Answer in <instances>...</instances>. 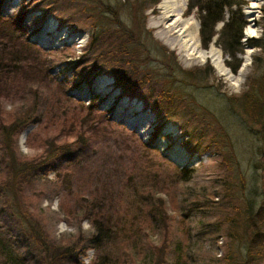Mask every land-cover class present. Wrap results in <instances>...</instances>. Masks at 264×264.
Masks as SVG:
<instances>
[{
	"label": "rangeland",
	"instance_id": "obj_1",
	"mask_svg": "<svg viewBox=\"0 0 264 264\" xmlns=\"http://www.w3.org/2000/svg\"><path fill=\"white\" fill-rule=\"evenodd\" d=\"M161 1L164 0L135 16L139 23H144L136 26L142 31L141 41L146 42L151 35L170 53L163 61L168 72L158 81L154 76L161 75L164 69L149 58L144 67L153 77L143 87H152L156 93L165 90L177 102L184 97L188 106L185 117L179 120L161 118L146 105L140 91L132 96L125 94L110 72L98 73L91 81H84L76 69L67 68L66 62L81 61L79 57L88 49L95 22L87 8L95 1L89 4L83 0H58L55 13L45 15L36 9L33 0H0V25L2 20L22 17L19 34L11 33L8 24L2 23L1 33L5 35H0V44L7 45L6 50L13 48L22 58L37 57L44 71V78L39 81L31 80L29 72L28 80L22 81L19 64L11 66L19 74L13 71L0 79V158L7 146L2 129L13 121V112L19 113L23 121L26 116L28 119L16 139L25 159L38 160L55 151V147L70 145L68 153L52 154L45 171L35 174L21 190V196L24 194L26 198L23 207L34 214L49 237L59 239L93 232L82 212L88 206L110 213L129 211L131 214L137 209V203L132 201L133 192L139 191V176L135 172L132 179L126 178L125 172L134 156L128 149L135 152L138 148L139 153L148 149L166 176L167 192L161 187L156 190L165 201L167 217L172 219L170 224L176 235L173 242L179 238L184 248L189 245L188 253L196 264L209 263L210 259H221L226 254L239 262L244 254L241 237L246 207L257 196L259 202H264V148L259 144L257 131L248 128L234 113L227 97L248 91V86H255L264 71V0H241L238 8L244 27L242 52L237 58L241 65L247 63L242 79L237 76L239 70L233 73L226 66L228 59L215 45L216 37L203 48L198 16L195 10H187V0H169L182 4L183 11L172 15L166 25L178 20L175 29L187 43L182 52L171 46L160 28L155 27ZM128 2L115 11L119 20L130 26L135 14L131 10L134 0ZM189 24L198 25L192 38L182 34ZM221 27L219 23L216 30ZM247 33L252 36L248 37ZM23 39L34 49L26 53ZM252 40L261 41L263 48L249 47ZM94 47L106 51L109 45L101 38ZM146 57L141 53L136 58L140 64ZM172 57L181 72H171ZM88 105L97 110L89 120H84L88 119V111L81 107ZM182 105L186 107L184 102ZM138 119L144 127H132L131 123ZM84 123L87 125L83 127ZM191 128L197 139L188 133ZM24 131L27 132L22 137ZM180 170L186 172V181L174 176ZM199 197L209 206H196ZM148 224L144 227L148 228ZM1 226L6 234L20 230L16 219L8 213L2 217ZM155 241L158 243L159 236ZM93 257L94 252L88 250L82 258L83 264H91ZM257 258L264 264L263 251Z\"/></svg>",
	"mask_w": 264,
	"mask_h": 264
},
{
	"label": "trees",
	"instance_id": "obj_2",
	"mask_svg": "<svg viewBox=\"0 0 264 264\" xmlns=\"http://www.w3.org/2000/svg\"><path fill=\"white\" fill-rule=\"evenodd\" d=\"M57 1L33 0L36 9L42 10L45 15L55 13L54 8ZM83 1L91 4V1L97 3L98 0ZM95 2L96 6L87 8L91 15L89 17L95 22L88 49L79 57L81 61L66 62L67 68L76 69L80 77L85 79L84 81H91L98 73L110 72L115 84L125 94L132 96L140 91V96L146 105L154 109L161 118L168 120L184 118V111L188 106L184 97L178 98L180 102H177L176 99L167 95L165 90L156 93L152 87H146L147 89L143 87L147 86V82L152 81L153 77L150 70L144 67L150 60L149 58L164 69L161 75L154 76V80L164 78L162 74L168 72L166 62L163 61L167 60V55L170 53L155 42L151 35H148L146 42L141 41L142 31L136 27L144 24L143 21L139 23L135 19L136 14L142 15L144 11L155 6L159 0H134V8L131 6V10L135 14L130 26L120 21L115 11L127 5L128 0H122V2L120 0H99L97 4ZM241 4V0H187V10L189 12L195 10L197 13L203 48H207L216 37L215 45L228 59L226 66L233 73H236L241 66V61L237 58L242 52L240 42L244 27V21L238 9ZM21 20L20 16L16 20H2V23L8 24L7 30L10 28L11 33L19 34ZM62 22L67 24L65 20ZM2 23L0 35H5L1 33L4 32ZM219 23H222V27L217 31L216 27ZM105 26L108 27L105 28ZM101 38L108 42L109 47L106 51H103L102 47H98L99 50L94 47ZM24 45L26 53L28 49H34V46L25 40ZM248 46L263 48L259 40L250 41ZM6 47L7 45L3 43L0 47V79L10 75L13 71L19 74L20 71L11 69V66H19V64L23 75L21 76L22 81L28 80V72L31 73L29 75L31 80L39 81L41 77L44 78V71L42 72V65L37 57L22 58L17 51H13V48L6 50ZM141 53L147 57L143 63L139 64V59L136 57H139ZM170 61L173 67L177 66L174 57ZM173 67H171V72H181L178 67L176 69ZM120 68L122 71L119 70ZM185 78L189 77L185 76ZM256 82L255 86L249 85L248 91L240 96L227 97V103L248 128L257 131L259 144L264 148V71L260 73ZM183 102L186 107H183ZM81 109L88 111V119L84 120H89L92 113L97 110L96 107H90V105L86 108L81 107ZM24 118L27 119V116ZM12 119L13 121L2 129L3 142L7 146L4 147L0 158V264H83L82 258L88 250L94 252L91 264H196L195 258L188 253L189 245L184 248L185 245L179 238L175 243L173 242L176 235L174 236L171 228L172 219L167 217L165 201L156 190L161 187L167 192L166 176L162 175L161 166L154 163L148 149L140 153L138 148L134 149L135 152L128 149L134 156L130 160V169L125 172L126 178L132 179L135 172L139 176L137 178L139 191L133 192L132 201V203H137L136 210H132L131 214L129 211L110 213L108 210L103 211L88 206L82 212L85 213L92 226V233L80 232L76 235L61 236L59 239L49 237L34 214L28 212L26 206L23 207V201L26 198L24 194L21 196V190L31 182L35 174L42 170L45 171L52 154L60 151L64 154L68 153L70 145L63 144L55 147V151L46 157H39L38 160H27L20 154L16 139L28 119L21 120L17 112L12 113ZM85 125L87 124L84 123L83 127ZM188 133L193 138H198L193 128ZM185 173L184 170H180L174 176L181 181H186ZM199 199L195 203L196 206H209L207 201L203 202L202 197ZM255 200L248 203L245 222L243 219L245 230L241 238L244 239L242 250L244 254L241 255L240 261L237 262L233 256L226 254L221 259H210L209 263L205 264H260L257 255L262 251L264 253V202H259L258 196ZM7 213L17 221L20 230L16 234H6L2 230L1 220ZM145 224H148V228L144 227ZM220 230H223L222 227ZM157 236H159L158 243L155 241ZM184 237L187 238V234ZM189 242L188 237L187 243Z\"/></svg>",
	"mask_w": 264,
	"mask_h": 264
},
{
	"label": "bare ground",
	"instance_id": "obj_3",
	"mask_svg": "<svg viewBox=\"0 0 264 264\" xmlns=\"http://www.w3.org/2000/svg\"><path fill=\"white\" fill-rule=\"evenodd\" d=\"M158 9L159 15L156 19L155 27L160 28L161 35L167 42H169L171 46L178 47L181 52L185 51L187 43L182 40L181 36L179 35V30L175 29V25L177 24L178 20L174 21L172 24L166 25L167 21L170 20L172 15H175V13L178 11H183V5L179 4L178 2L172 3L169 0H164L160 2ZM197 27V24H189L182 34L186 33V35H189L192 38L193 35L197 33ZM247 36L251 37L252 35L247 33ZM246 65L247 63L243 62L237 73V76L241 79L245 75ZM220 74L224 75V73ZM131 125L134 128H142L145 126L139 119L138 121L132 122ZM26 132L27 131H24L22 133V137L26 135Z\"/></svg>",
	"mask_w": 264,
	"mask_h": 264
}]
</instances>
